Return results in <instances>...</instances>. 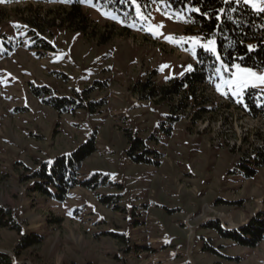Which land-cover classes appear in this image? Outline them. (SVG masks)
<instances>
[{
  "label": "rangeland",
  "instance_id": "rangeland-1",
  "mask_svg": "<svg viewBox=\"0 0 264 264\" xmlns=\"http://www.w3.org/2000/svg\"><path fill=\"white\" fill-rule=\"evenodd\" d=\"M127 1L117 10L97 0L0 3V206L21 233L42 237L16 256L20 235L0 229V251L27 264H264V239L240 246L205 227L231 230L264 211V164L252 160L264 115L240 109L249 90L264 104V68L230 70L213 41ZM228 1L264 9V0ZM198 47L217 59L214 83L172 119L180 97L145 99L139 84L189 73ZM51 97L74 103L58 112ZM126 133L143 140L147 162L129 157ZM93 134L79 178L97 175L95 189L76 186L63 201L30 190L40 164Z\"/></svg>",
  "mask_w": 264,
  "mask_h": 264
},
{
  "label": "trees",
  "instance_id": "trees-1",
  "mask_svg": "<svg viewBox=\"0 0 264 264\" xmlns=\"http://www.w3.org/2000/svg\"><path fill=\"white\" fill-rule=\"evenodd\" d=\"M96 0H94L95 2ZM109 9H126L127 0H97ZM139 10L150 14L156 6L164 14L171 16L184 24V33L195 34L202 40L213 41L216 45L218 59L231 70L239 65L255 69L264 68V12L255 11L244 2L228 0H133ZM76 15V14H75ZM78 16V15H77ZM251 46V47H250ZM45 47V45H44ZM194 68L179 79L172 80L168 85L156 87L151 78L139 84L141 97L148 99H171L179 96V103L172 109L174 112L187 107L190 98L197 99L200 85L214 83V71L217 59L209 50L198 47L194 56ZM249 90L241 104V110L253 118L264 115V104H259ZM58 112L68 111L74 101L70 98L51 97L45 101ZM203 111V110H201ZM199 114H196L198 117ZM178 118V117H177ZM95 134V133H94ZM88 138L74 151L57 156L50 163L44 162L32 172L33 184L30 190L44 197L54 196L59 201L66 199L70 189L82 186L95 189L97 175L92 178H79L82 163L96 151L95 135ZM125 136L129 142L127 154L135 162H147L145 156L149 153L142 139L133 137L131 133ZM252 160L256 166L264 164V148L260 147ZM140 151V152H138ZM138 152V153H136ZM247 159V161H252ZM255 173V172H252ZM106 202V198H102ZM205 227L214 229L220 237L233 243L256 247L264 239V211L257 212L245 224L225 230L216 221H209ZM0 229H8L18 233L19 240L14 248V254L38 245L42 237L38 234L21 233L20 224L14 219L10 209L0 206ZM0 264H27L14 260L8 253L0 251Z\"/></svg>",
  "mask_w": 264,
  "mask_h": 264
},
{
  "label": "snow or ice",
  "instance_id": "snow-or-ice-1",
  "mask_svg": "<svg viewBox=\"0 0 264 264\" xmlns=\"http://www.w3.org/2000/svg\"><path fill=\"white\" fill-rule=\"evenodd\" d=\"M3 2H4V0H0V3H3ZM249 2H251V0H249ZM261 10L264 11V9H261ZM261 79H264V77H262Z\"/></svg>",
  "mask_w": 264,
  "mask_h": 264
},
{
  "label": "built area",
  "instance_id": "built-area-1",
  "mask_svg": "<svg viewBox=\"0 0 264 264\" xmlns=\"http://www.w3.org/2000/svg\"><path fill=\"white\" fill-rule=\"evenodd\" d=\"M256 117H258V116H256ZM256 117H255V118H256Z\"/></svg>",
  "mask_w": 264,
  "mask_h": 264
}]
</instances>
